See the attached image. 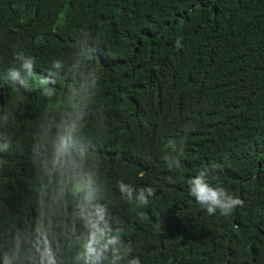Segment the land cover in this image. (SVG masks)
I'll return each instance as SVG.
<instances>
[{
  "label": "trees",
  "instance_id": "1",
  "mask_svg": "<svg viewBox=\"0 0 264 264\" xmlns=\"http://www.w3.org/2000/svg\"><path fill=\"white\" fill-rule=\"evenodd\" d=\"M89 50L94 59L82 62ZM18 52L36 61L31 92L8 77ZM96 70L98 89L82 101ZM41 76L55 80L51 100ZM85 103L78 142L100 161L132 256L141 264H264V0H0V114L10 110L4 130L14 142L0 154V203H34V131L53 112L77 120L73 111ZM177 147L181 167L170 170L164 157ZM201 171L244 206L208 215L187 183ZM121 182L151 187L149 204L128 203ZM73 256L65 251L64 264Z\"/></svg>",
  "mask_w": 264,
  "mask_h": 264
},
{
  "label": "clouds",
  "instance_id": "2",
  "mask_svg": "<svg viewBox=\"0 0 264 264\" xmlns=\"http://www.w3.org/2000/svg\"><path fill=\"white\" fill-rule=\"evenodd\" d=\"M176 46L181 47L180 41ZM94 50L81 53V61H92ZM18 67L8 70L10 80L25 92L33 89L29 84L36 68L35 58L24 52L15 54ZM53 68L60 71L63 61H54ZM97 77L88 84V92H81V100L90 98L98 89ZM51 76H41V95L49 100L56 95ZM75 90V89H74ZM88 105L73 111L77 120L57 121L54 112L46 115L34 131L28 160L34 175V203L26 209L12 208L6 201L0 203V264H64L65 251L74 252V264H141L132 256L133 249L122 240L121 222L115 219L107 203L108 191L100 178V161L92 148L78 142L84 138ZM10 110L0 114V154L13 152L14 142L4 130L10 122ZM183 148L177 147L164 157L170 170H179ZM0 155V175L7 162ZM189 195L208 215H231L243 207V199L230 195L220 186L209 183L207 172L201 171L188 181ZM119 190L130 204L147 206L154 195L151 187L137 192L131 185L121 182ZM59 233V234H58Z\"/></svg>",
  "mask_w": 264,
  "mask_h": 264
},
{
  "label": "rangeland",
  "instance_id": "3",
  "mask_svg": "<svg viewBox=\"0 0 264 264\" xmlns=\"http://www.w3.org/2000/svg\"><path fill=\"white\" fill-rule=\"evenodd\" d=\"M37 74H38V72L35 71V73H34V77H35L36 79H38V76H39V74H38V76H37Z\"/></svg>",
  "mask_w": 264,
  "mask_h": 264
}]
</instances>
